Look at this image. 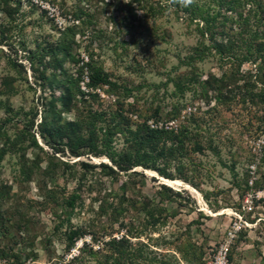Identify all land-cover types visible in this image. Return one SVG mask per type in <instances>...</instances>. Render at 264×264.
Masks as SVG:
<instances>
[{
	"label": "rangeland",
	"instance_id": "1",
	"mask_svg": "<svg viewBox=\"0 0 264 264\" xmlns=\"http://www.w3.org/2000/svg\"><path fill=\"white\" fill-rule=\"evenodd\" d=\"M234 1L0 0V127L9 138L0 264H264V65L235 57L252 39L264 42V0ZM201 18L215 21L218 44L232 36L233 55L212 48L196 59L199 42L210 46ZM61 43L66 57L55 54ZM89 60L130 91L88 87ZM127 104L162 117L176 108L167 125L195 114L219 155L185 151L164 177L141 167L107 175L98 166L106 156L68 153L66 136L84 134L88 113ZM34 113L22 147L11 145Z\"/></svg>",
	"mask_w": 264,
	"mask_h": 264
},
{
	"label": "trees",
	"instance_id": "2",
	"mask_svg": "<svg viewBox=\"0 0 264 264\" xmlns=\"http://www.w3.org/2000/svg\"><path fill=\"white\" fill-rule=\"evenodd\" d=\"M235 3L236 1L231 0L230 7H233ZM180 9L183 12L187 11L186 7H180ZM201 19L204 21V26L200 27L198 33L201 38L204 37L206 32L210 33L208 38L210 46L206 47L202 41L199 42L193 50V53L196 54V59H203L204 55H206L205 53H211L210 49L212 48L221 57L223 53L227 52L223 59L233 55L231 51L237 46H234L235 42L232 36L223 35V43L218 44L212 37L215 33L213 28L215 21L212 18ZM254 35H257L256 32ZM68 49L65 43H61L54 48V51L55 54L61 53L66 57L69 55ZM237 49L240 50L241 54L234 55L236 58L239 57L237 58L239 63L252 59L254 61L259 60L260 64L264 65L263 41L256 42L252 39L251 42H247L244 49L245 52H242L240 48ZM189 59H193V57ZM90 61L83 62V65L88 67V87L95 89L101 85H108L112 88H119L125 93L130 91L128 87L112 82L106 73L92 67ZM183 86L182 82H176L174 84L175 91L181 94L185 89ZM178 114V110L172 108L162 117L159 108H146L141 111L137 104H127L126 110L121 107L119 111L110 114L95 110L87 115L84 134H80V129L73 128V136H66L67 151L74 157L82 155L106 156L109 163L100 162L98 166L105 171V174L113 176H118L120 172L126 173L128 171H130L129 175H136L139 172L135 168L141 167L144 170H153L161 176L169 177L165 169L166 165L185 151L200 154L205 150H210L213 154L219 155L218 148L210 137L203 140L201 123L198 122V117L195 114H190L185 123L167 125L172 119H177ZM34 117H36L35 113L32 114V119L24 122L23 128H20L13 140H11V145L19 143V147H22L24 134L29 133V130L32 129ZM4 136L6 139L0 149V160L8 150L5 143L9 141L6 131L1 126L0 138ZM118 140H121L123 145L121 150H117L114 147V142ZM29 143L36 145L33 134H30ZM79 166L84 169L94 167L93 164L86 162H79ZM19 173L23 178L27 175L24 168H20ZM140 174L142 175L141 172ZM124 186H126V182H122L121 188H124ZM77 198L78 195L74 192L65 201V206L69 212L74 210ZM65 235L69 239L74 235V231L69 229Z\"/></svg>",
	"mask_w": 264,
	"mask_h": 264
},
{
	"label": "bare ground",
	"instance_id": "3",
	"mask_svg": "<svg viewBox=\"0 0 264 264\" xmlns=\"http://www.w3.org/2000/svg\"><path fill=\"white\" fill-rule=\"evenodd\" d=\"M170 182V181H169ZM172 183V182H171ZM176 184V183H175Z\"/></svg>",
	"mask_w": 264,
	"mask_h": 264
}]
</instances>
